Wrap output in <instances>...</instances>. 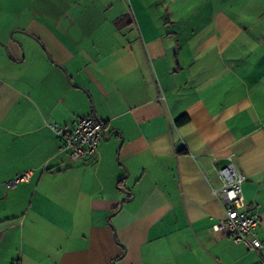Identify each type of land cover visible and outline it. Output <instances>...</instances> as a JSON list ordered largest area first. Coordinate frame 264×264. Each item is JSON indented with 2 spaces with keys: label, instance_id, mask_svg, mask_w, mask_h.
I'll list each match as a JSON object with an SVG mask.
<instances>
[{
  "label": "crops",
  "instance_id": "1",
  "mask_svg": "<svg viewBox=\"0 0 264 264\" xmlns=\"http://www.w3.org/2000/svg\"><path fill=\"white\" fill-rule=\"evenodd\" d=\"M0 42V264H264L212 228L230 159L264 240V0H0Z\"/></svg>",
  "mask_w": 264,
  "mask_h": 264
},
{
  "label": "built area",
  "instance_id": "2",
  "mask_svg": "<svg viewBox=\"0 0 264 264\" xmlns=\"http://www.w3.org/2000/svg\"><path fill=\"white\" fill-rule=\"evenodd\" d=\"M47 126L55 134L58 148L72 160L93 156L101 140V126L91 116L77 117L71 126L48 123ZM221 186L212 189L223 203V216L217 219L212 228L216 232L227 235L235 244L243 245L247 250L258 253L264 248V240L256 236L255 230L261 222L257 212L245 210L243 196L244 174L229 161L219 168ZM32 170L17 174L8 186H15L31 178Z\"/></svg>",
  "mask_w": 264,
  "mask_h": 264
},
{
  "label": "water",
  "instance_id": "3",
  "mask_svg": "<svg viewBox=\"0 0 264 264\" xmlns=\"http://www.w3.org/2000/svg\"><path fill=\"white\" fill-rule=\"evenodd\" d=\"M0 45H2V43L0 42ZM94 119L100 124V126H101V138L102 139H108L109 138V136H106L105 137V135H104V125H103V123L95 116V114H94ZM127 175V169H126V174L123 176V177H121L117 182H120L122 179H124L125 178V176ZM118 184V183H117ZM122 192H124V193H128V191L127 190H125L123 187H118ZM125 200H127V197H122L120 200H119V207H121V205L123 204V202L125 201Z\"/></svg>",
  "mask_w": 264,
  "mask_h": 264
},
{
  "label": "trees",
  "instance_id": "4",
  "mask_svg": "<svg viewBox=\"0 0 264 264\" xmlns=\"http://www.w3.org/2000/svg\"><path fill=\"white\" fill-rule=\"evenodd\" d=\"M183 118H184V116H183V117H181V118L179 119V121H180V120H182Z\"/></svg>",
  "mask_w": 264,
  "mask_h": 264
}]
</instances>
